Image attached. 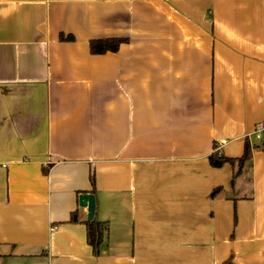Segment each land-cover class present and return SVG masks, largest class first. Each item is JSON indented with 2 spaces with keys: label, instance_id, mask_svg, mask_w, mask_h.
Returning a JSON list of instances; mask_svg holds the SVG:
<instances>
[{
  "label": "crops",
  "instance_id": "crops-1",
  "mask_svg": "<svg viewBox=\"0 0 264 264\" xmlns=\"http://www.w3.org/2000/svg\"><path fill=\"white\" fill-rule=\"evenodd\" d=\"M261 126L264 0H0V264H264Z\"/></svg>",
  "mask_w": 264,
  "mask_h": 264
},
{
  "label": "trees",
  "instance_id": "trees-1",
  "mask_svg": "<svg viewBox=\"0 0 264 264\" xmlns=\"http://www.w3.org/2000/svg\"><path fill=\"white\" fill-rule=\"evenodd\" d=\"M61 40L73 41L74 38L72 36L64 37L62 35ZM124 43H127V40L114 39V38L95 40L90 43V51L93 55H104L108 53H115L119 51L121 45ZM252 152H253V148L251 147L249 142H246L242 157L237 159H231L223 156L221 153L217 151L211 156L210 163L214 167H221L225 164H232V165L238 164V166L241 168L246 163L251 161ZM92 183L94 185V179L92 180ZM91 195H94V190H93V194ZM87 230H88V235H87L88 244L93 249L94 253L98 255L100 251V247L103 243L105 226H103V224L97 222L96 220H93L92 222L87 223Z\"/></svg>",
  "mask_w": 264,
  "mask_h": 264
},
{
  "label": "water",
  "instance_id": "water-1",
  "mask_svg": "<svg viewBox=\"0 0 264 264\" xmlns=\"http://www.w3.org/2000/svg\"><path fill=\"white\" fill-rule=\"evenodd\" d=\"M79 202L82 208L88 209V221L92 222L96 214V197L91 194L81 195Z\"/></svg>",
  "mask_w": 264,
  "mask_h": 264
},
{
  "label": "built area",
  "instance_id": "built-area-1",
  "mask_svg": "<svg viewBox=\"0 0 264 264\" xmlns=\"http://www.w3.org/2000/svg\"><path fill=\"white\" fill-rule=\"evenodd\" d=\"M264 131V126H261L258 132H263Z\"/></svg>",
  "mask_w": 264,
  "mask_h": 264
}]
</instances>
